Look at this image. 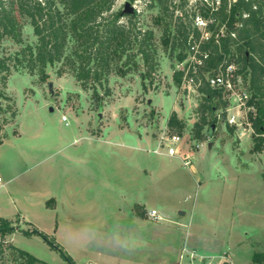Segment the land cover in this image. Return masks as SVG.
Wrapping results in <instances>:
<instances>
[{
    "label": "rangeland",
    "instance_id": "rangeland-1",
    "mask_svg": "<svg viewBox=\"0 0 264 264\" xmlns=\"http://www.w3.org/2000/svg\"><path fill=\"white\" fill-rule=\"evenodd\" d=\"M146 1L129 11L137 10L138 25L155 32L152 72L142 62L137 71H113L97 95L60 65L48 67L45 80L25 70L10 74L5 104L17 116L0 149V218L18 230L6 243L48 264L69 263L42 236L25 232L45 233L74 264H264V149L251 151L247 129L229 130V117L242 116L235 96L227 117L219 110L217 124L205 128L208 138H194L201 96L178 81L185 61L164 46L159 11ZM198 1L186 0L183 13L192 16ZM127 3L117 0L115 10ZM198 15L194 25L201 30ZM36 40L25 20L22 43L5 39L0 55ZM173 112L187 124L188 144L201 145L192 147L189 168L151 152ZM11 172L19 174L8 181ZM135 205L145 208V218ZM153 209L161 220L149 217ZM4 257L1 264H18L9 252Z\"/></svg>",
    "mask_w": 264,
    "mask_h": 264
},
{
    "label": "trees",
    "instance_id": "trees-1",
    "mask_svg": "<svg viewBox=\"0 0 264 264\" xmlns=\"http://www.w3.org/2000/svg\"><path fill=\"white\" fill-rule=\"evenodd\" d=\"M136 1L129 0V3ZM146 2L148 9H158L157 22L164 29L162 42L172 52L179 51V61L184 62L188 57V42L198 44L200 50L208 54L196 76L195 89L201 101L196 109L198 121L191 130L194 138L206 140L205 128L212 130L220 115L227 117L228 93L211 87L208 78L216 75L221 67L225 70L233 64L236 87L250 95L249 104L255 109L249 115L255 132L251 151L261 152L264 149V0H221L218 9L199 0L193 4L192 16L188 11L183 13L186 0L177 6L174 0ZM116 3L117 0H0V54L5 39L22 43L25 20H29L37 39L35 45L28 44L13 54L0 55V145L7 138L6 126L17 116L16 109L5 104L8 99L4 88L13 70L38 74L45 80L48 67L60 65V70L71 72L84 89H91L97 95L98 87L108 83L113 71L123 75L137 71L140 62L149 72L155 69L154 30L138 25L137 10L116 11ZM177 10L181 13L174 18ZM197 13L212 20L206 28L208 38H203V31L194 25ZM182 74L176 75L179 82ZM237 77L242 79L241 85ZM219 110L220 115H217ZM227 125L234 132L236 127ZM186 127L173 112L168 121L170 131L183 135ZM262 177L264 180V172ZM135 211L138 217L145 218L147 211L143 206L135 205ZM16 230L10 220L0 218V264L7 252L18 264H48L25 250L7 245L6 236ZM25 233L39 234L69 264H74L45 233L38 229Z\"/></svg>",
    "mask_w": 264,
    "mask_h": 264
},
{
    "label": "built area",
    "instance_id": "built-area-1",
    "mask_svg": "<svg viewBox=\"0 0 264 264\" xmlns=\"http://www.w3.org/2000/svg\"><path fill=\"white\" fill-rule=\"evenodd\" d=\"M229 1L235 2L236 0ZM204 2L210 5L213 9H218L221 4V0H211V2L208 0H204ZM195 21L197 25L203 26V29H201L204 33L203 38H208L209 34L206 33V28L207 25L212 22V20L204 19L202 16L198 15ZM188 47V57L185 60L184 67L182 70V85L187 87H193L195 89V85L197 84L196 76L199 73L200 67L203 66L204 60L208 57V54L203 53L200 50L198 44H192L191 42H188ZM235 70L236 67L233 64L229 65L225 70L221 67L216 75L208 78V81L211 87L224 89L228 93L229 100L232 96L237 97L238 107L242 113L241 121L237 118L236 115H232L228 119L229 124L237 128H245L248 131L252 132L253 137H255V132L252 128V124L249 119L250 113L254 112L255 109L249 104L250 95L246 91L241 90V88L236 87L234 80ZM237 83L239 85L242 84V79L240 77H237ZM193 146L196 148L201 147V145H198L194 142L193 144L189 145L188 140L186 141L182 135L172 133L170 129L166 126L159 137V141L156 148L151 150V152L160 156L179 158L182 161L183 165L189 168L193 165L194 161L195 154L192 150ZM0 183H3L2 178H0ZM148 214L149 217L152 219H162L158 211L155 209L149 211ZM185 252L189 253L192 257L197 256L194 252H189L186 249ZM230 264L234 263L230 262Z\"/></svg>",
    "mask_w": 264,
    "mask_h": 264
},
{
    "label": "crops",
    "instance_id": "crops-1",
    "mask_svg": "<svg viewBox=\"0 0 264 264\" xmlns=\"http://www.w3.org/2000/svg\"><path fill=\"white\" fill-rule=\"evenodd\" d=\"M8 138V137H7ZM6 138V139H7ZM6 139H4V141H3V143L0 145V149L2 148V147H4V145H5V143H6ZM19 173H16V172H11V177L9 178V180L8 181H10V180H12V179H14L17 175H18ZM1 178V177H0ZM3 180V179H2ZM185 249H186V244H185ZM187 251H189V252H196V250H192V251H190V250H188V249H186ZM196 254H197V252H196ZM187 255H189L188 253H187ZM183 258V257H182ZM196 258V257H195ZM202 258V260H206V258H204V257H201ZM204 258V259H203ZM179 264H181V263H179ZM237 264V263H236ZM255 264H257V263H255Z\"/></svg>",
    "mask_w": 264,
    "mask_h": 264
},
{
    "label": "water",
    "instance_id": "water-1",
    "mask_svg": "<svg viewBox=\"0 0 264 264\" xmlns=\"http://www.w3.org/2000/svg\"><path fill=\"white\" fill-rule=\"evenodd\" d=\"M129 6H130V3H127V4H126V7H125V10H126L127 12H130V11H129V10H130V9H129ZM49 86H50V88H52V83H50Z\"/></svg>",
    "mask_w": 264,
    "mask_h": 264
}]
</instances>
